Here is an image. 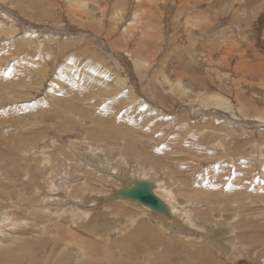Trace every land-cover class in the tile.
<instances>
[{"label": "rangeland", "instance_id": "1", "mask_svg": "<svg viewBox=\"0 0 264 264\" xmlns=\"http://www.w3.org/2000/svg\"><path fill=\"white\" fill-rule=\"evenodd\" d=\"M249 1L208 23L217 0H0V264H264ZM135 181L167 212L117 196Z\"/></svg>", "mask_w": 264, "mask_h": 264}, {"label": "bare ground", "instance_id": "2", "mask_svg": "<svg viewBox=\"0 0 264 264\" xmlns=\"http://www.w3.org/2000/svg\"><path fill=\"white\" fill-rule=\"evenodd\" d=\"M199 1V0H198ZM202 1H204V2H209L210 0H202ZM229 1V0H228ZM228 1H226V0H217V3H216V5L215 6H213V8H210V10L209 11H207L206 10V12H204L206 15H205V19H206V21L208 22V23H210L211 22V18H210V16H212V14L211 13H217V12H215V11H218L219 13H221V14H226L230 9H231V2H233V3H238V4H240V5H244V4H246V3H248V2H250L249 0H233V1H231V2H228ZM254 1V0H253ZM263 2H264V0H263ZM210 3H212V2H210ZM208 5V4H207ZM260 5H262V4H260ZM197 6V5H196ZM264 6V5H263ZM255 7H258V8H255ZM259 9H260V6H257V5H255L254 6V9L253 10H251V12L249 13V15L247 16V15H243V14H241V16H237V17H235V20L236 19H242V20H247V19H249V18H253L254 17V15H255V13H257L256 11H259ZM263 9V8H262ZM247 10H249V9H247ZM236 12V11H235ZM234 12V13H235ZM246 13V12H245ZM202 14V13H201ZM213 14V15H214ZM221 16V15H220ZM223 16V15H222ZM135 16L133 17V18H131V20H130V22L127 24V26H126V28L128 27V26H133V24L135 23ZM125 28V29H126ZM208 28V27H207ZM201 31V30H200ZM205 32L203 31V33H201V35H203ZM228 32H226V31H223L222 32V34H227ZM239 32H237V34H238ZM205 36V35H204ZM204 36H202L201 38H204ZM220 36V35H219ZM239 37V36H238ZM220 38V37H219ZM205 39V38H204ZM221 39V38H220ZM217 40V39H216ZM215 42V41H214ZM213 43V42H212ZM249 46V45H248ZM247 46V47H248ZM198 48H200V49H202V50H204L205 52L207 51V52H209V53H213V51L215 50V51H219L220 50V48H219V46H218V43L217 42H215L214 44H212V45H208V44H205L204 42H200L199 44H198ZM199 49V50H200ZM250 49V48H249ZM247 50H248V48H247ZM221 51V50H220ZM233 51V50H232ZM251 51H253V49L252 50H250V52ZM225 52H226V50H225ZM225 52L223 53V55L225 54ZM227 52H230L229 51V49H227ZM245 52H247V51H245ZM252 53V52H251ZM229 54V53H228ZM227 55V54H226ZM230 55V54H229ZM203 56V55H202ZM205 56V55H204ZM207 57L209 56V55H206ZM247 56V55H246ZM228 57V56H227ZM251 58V57H250ZM144 59V58H143ZM255 61H258L257 59H255ZM217 65V64H216ZM136 66V65H135ZM137 72H138V70H137ZM106 74V73H105ZM85 79V81H87L88 79H89V77H87V76H85V77H83V80ZM95 79H97V78H95ZM167 81H169L168 79H166ZM180 81V80H179ZM181 82V81H180ZM180 82L177 84V88L180 90V91H182V92H186L187 91V89L186 88H184V86L183 85H181L180 84ZM100 81L99 80H91V82H90V85L92 86V87H95V86H98V85H100ZM103 84V83H102ZM105 86V85H104ZM107 86V85H106ZM103 89V88H102ZM114 89V88H113ZM109 90V89H108ZM213 102H214V105L216 106V109L218 110V111H220L222 114H226V115H228L231 119H233V120H235V121H237L238 119H237V117L233 114V112H232V110L230 111L229 110V105L227 104V102L225 101V100H223L222 98H219V97H213ZM204 110H207V109H204ZM256 121V120H255ZM261 122H264V119L263 120H260V123ZM259 123V122H258ZM99 161V160H98ZM103 164H105V163H103ZM106 165H107V163H106ZM103 166V165H102ZM101 167V166H100ZM121 172V171H120ZM120 174V173H119ZM147 180V179H146ZM159 184V183H158ZM127 187V189H133L134 187H132V185L131 186H129V185H127L126 186ZM166 189V188H165ZM167 192V191H166ZM150 193L152 194V195H154L158 200H159V202H160V204L164 207V212L163 211H160V212H163V213H166L167 212V209H166V203H164L165 201L161 198V197H159V196H156L155 194H153V192L150 190ZM140 204V203H139ZM140 205H142V204H140ZM142 206H144V205H142ZM144 207H146L147 208V210H152L153 212H155V213H159L160 214V212H158V211H155L154 210V208H152V207H147V206H144ZM171 209V208H170ZM152 211H150V212H152ZM163 213H161V214H163ZM85 216H86V214H85ZM89 216V215H88ZM8 233V232H7ZM26 249V248H25ZM31 249H33V247L31 248ZM130 249V248H129ZM38 250H40V249H38ZM48 251V250H47ZM130 251H131V249H130ZM10 255V254H9ZM13 255V254H12ZM29 256H32V255H29ZM130 256H132V255H130ZM6 257V256H5ZM17 258V256H15V255H13V257H12V259H15V258ZM31 258V257H30ZM8 259V258H7ZM11 259V260H12ZM31 261H32V259H31ZM17 263V262H16ZM15 263V264H16ZM34 264V263H33Z\"/></svg>", "mask_w": 264, "mask_h": 264}, {"label": "water", "instance_id": "3", "mask_svg": "<svg viewBox=\"0 0 264 264\" xmlns=\"http://www.w3.org/2000/svg\"><path fill=\"white\" fill-rule=\"evenodd\" d=\"M133 189H124L117 192V196L123 199H128L133 202L140 203L147 207L154 208L155 211H163L164 207L160 204L159 200L150 193L151 185L146 182H134ZM160 212V213H163Z\"/></svg>", "mask_w": 264, "mask_h": 264}]
</instances>
